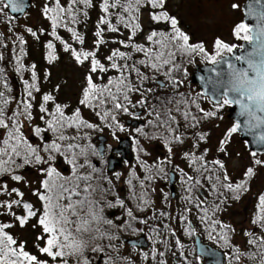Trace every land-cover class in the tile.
<instances>
[{"label": "trees", "instance_id": "16d2710c", "mask_svg": "<svg viewBox=\"0 0 264 264\" xmlns=\"http://www.w3.org/2000/svg\"><path fill=\"white\" fill-rule=\"evenodd\" d=\"M45 1L46 32L39 29L44 41L37 53L42 63L52 61L57 51L68 47L71 38L83 36V24L89 19L86 16L92 18V12L85 13L86 8L91 6L96 13V4L109 8L107 25L116 28L119 37L121 33L130 36L127 42L132 50L116 51L114 60L99 59L96 52L97 79L88 81L79 105L68 113L53 95L46 94L38 61L28 59L36 56L32 40L24 33L23 38L8 39L0 32V181L16 182L29 170L42 173L39 206L35 209L26 204V217H38L45 231L53 237L57 235L61 242L60 251H54L52 241L42 249L45 258L36 259L21 250L0 219V264H139V260L140 264H202L195 252L196 235L204 243L225 250V264H264L262 229H252L243 241L237 242L235 230L226 220H220L223 209L249 191L251 168L245 171L244 178L232 180L220 163L208 160L204 154L189 156V167L182 175L187 189L182 205L174 211L168 205L171 198L167 193L163 204L166 207H157V182L166 183L170 171L176 175L178 172L167 156L168 150L198 139L200 128L209 121L207 109L201 105L206 97L199 91L191 94L179 85L185 79L186 65L192 64L193 51L164 7L161 19L170 27L152 29V34L158 36L146 45L138 39L131 41L139 35L138 16L145 0H116L109 5L100 0ZM157 1L156 9L161 6V0ZM0 5L5 7L3 0ZM8 18L21 20L10 15ZM32 29L33 34H39ZM171 34L179 42L175 43L177 48L169 50ZM156 46L161 49L159 54ZM78 49L91 50L86 43L78 44ZM92 51L87 52L92 55ZM191 52L182 68L175 56ZM119 57L125 59L117 61ZM156 79L165 82L171 92H162L159 85H154ZM80 108L97 112L98 120L83 116ZM128 119L142 124L132 128L133 164L123 179L120 194L109 181L105 164L94 165L93 159L99 156L92 135L100 126L120 129ZM26 123L30 132L26 131ZM141 139L168 150L163 157L148 162L146 154L141 156ZM91 144L93 147H89ZM62 168H66L65 173ZM100 181L108 185L103 187ZM253 206V223L262 228L264 191L254 197ZM113 211L117 215L109 216ZM19 213L14 216L17 218ZM88 226L94 227L93 236H83ZM139 234H144L149 243L144 250L128 248L120 241V236ZM72 243L82 249L77 255L66 246ZM123 248L135 255H128Z\"/></svg>", "mask_w": 264, "mask_h": 264}, {"label": "rangeland", "instance_id": "374dc122", "mask_svg": "<svg viewBox=\"0 0 264 264\" xmlns=\"http://www.w3.org/2000/svg\"><path fill=\"white\" fill-rule=\"evenodd\" d=\"M100 1H103L106 5L116 2V0H107V2L106 0ZM244 1L245 0H161V6L156 9L155 2H158L157 0H145L138 16L140 25L139 35H137L136 38L134 36L131 41L133 42L135 39H138L139 42L142 41V43L148 45L150 40L153 41L154 37L158 36H155V33V35L152 34V29L155 27L159 29L170 27L161 19V9L164 7L167 17L171 19L170 21L173 22V26L177 28L178 33L185 36L189 45L192 46L193 51V54L191 52L189 55L181 57L178 55L175 56L177 59L179 58V65L183 68L186 65V62H184L185 58L192 54V64L186 65L184 71L185 79L183 83L179 85L191 94H196L198 91L201 93L198 85L190 82V75L194 71L195 65L214 63L220 57L230 53L233 49L239 48L240 44L248 39V35L246 37V34H248L247 26L243 23L241 13V5ZM94 4L95 3H92V5ZM46 5L47 2L45 0H32L30 9L24 14L21 20L9 19L8 16L10 14L7 12L6 6L3 7L0 5V32L2 35L5 34L8 39H13L17 36L23 38L22 33H24L29 40H32L31 47L36 56L31 57V55L28 59L33 58L38 61L36 63L37 66H39L41 82L43 83L46 94L53 95L55 100L59 101L67 112L70 113L72 109L79 105L78 101L80 95L87 86L88 81L97 79L96 75L98 74V69L96 68V52L98 53L99 59L101 57L102 60L109 58L114 60L115 58L112 55L116 54V51L118 52L123 49L129 52L132 50L130 48V42H127L130 40L128 38L130 36L126 33H121L119 37L115 33L116 28L112 29L107 25L109 19L107 17L111 13L108 7H102L96 4L95 13L93 9L91 10V6H87V11L85 13L88 15L92 12V18L86 16L89 19H86L83 24L84 30L81 31L83 32V36L80 37V39L78 36L77 38H71L67 48H61L55 53V57L52 61L44 64V62L42 63L39 60L37 53L41 52L40 46L44 41V34L39 31V29L46 32ZM32 28L37 29L36 32L40 35L37 33L33 34L31 32L33 30ZM170 32L173 31L170 30ZM122 38H124V44H122ZM175 38L176 36L174 34L170 35L169 44L171 45L169 46V50L177 48L175 47V43L177 44L179 39ZM1 40H3V38H1ZM81 43H86V46L91 49L87 51L93 50L92 53L94 55L89 54L86 50H79L78 44ZM160 50V47L156 46V54H159ZM119 59L125 58L119 57L117 61H119ZM36 63L34 62V67ZM102 64L104 63L102 62ZM157 81L162 80L156 79L154 85H157ZM168 87L169 86L166 87L165 82H163V86H160V89H162V92H166V90L171 92ZM14 94L16 95L17 92ZM212 104L213 103L207 98L201 102L202 107L207 109L209 121L208 124L200 128L199 138L187 142L182 147L172 148L167 156L172 160L175 169H178V171H186V168L188 169L189 167V156L204 154L208 160L220 163L226 175L232 180L244 178L245 171L250 168L252 169L249 191L239 201L227 205L220 214V220H226L235 230V241L241 242L250 234L252 229H254V231L262 229V233L264 232V227L258 228L259 226L253 223L254 197L258 193L264 191V153L256 154L249 151L245 143L240 140L235 130V123L227 117L229 104L224 99L216 106ZM80 109L83 116H90L93 120H98L97 112L94 113L92 111L89 113L85 108ZM34 114L36 115L37 113L35 112ZM125 122L126 121L121 125L120 129H117L116 126H112L111 129L108 128V126H100L99 131L97 130L92 135L95 151L97 145L96 138L99 135H106L108 137L111 135L112 139L110 138L111 142H109L111 146L116 144L114 142L118 137L131 135L134 130L132 127L127 126ZM26 131L30 132L28 124ZM113 140L115 141L113 142ZM141 140L143 143L141 147L144 151L141 156L144 157L146 154V161H153L161 155L163 150L160 147L158 148V145L154 144L155 142L148 143L143 139ZM93 146L92 144L89 145V147ZM95 159L96 158L93 160ZM132 164L133 163L125 164L120 169H115L116 171L110 174L109 181L112 182L113 186L117 188L120 194L122 193L123 179L132 167ZM41 175L42 173L39 174L38 171L29 170L22 175V179L16 182L0 181V214L3 213L0 219L3 220L1 222L3 223V228L5 232L12 236L15 243L21 247L22 251L32 254L36 259L45 258V253H42V249L52 241L54 251L58 252L57 250L60 251L61 249V245L60 247L58 246L61 242L58 243L57 235L55 237L49 235L45 231L44 226L39 223L38 217L36 218L31 215L28 219L26 217L27 212L24 207L26 204L32 205L35 209L39 206L38 193L40 191L38 187ZM183 180V177L179 179V188L178 185L175 184V200L168 201V203L173 206L177 205V203H179L180 206L182 205L181 202L186 192ZM100 183L103 187L108 185L105 181H100ZM155 191L158 195L157 207H160L165 204L164 198H166L165 194L167 190L165 189L164 183L157 182ZM178 191L181 193V196H177ZM120 194L119 196L121 197ZM169 197L170 196H168V198ZM121 198L123 199V197ZM18 208L21 209L19 211L20 213L17 212ZM18 213L19 216L16 218L14 215ZM111 214L117 215V212ZM60 215L65 217L63 214ZM94 231L95 229L93 226H88L86 227V231L84 230L83 236H93ZM70 241H72L71 238ZM66 246L70 247L69 251L73 255H77V252L82 251V249L76 248L74 243H72L71 246ZM100 246H102V244ZM122 251L128 252V250L124 248ZM128 255L134 256L135 254L128 252ZM226 255L227 253L225 252V256ZM138 262L140 264L141 261L139 260ZM122 264L125 263L123 262Z\"/></svg>", "mask_w": 264, "mask_h": 264}, {"label": "water", "instance_id": "95a60500", "mask_svg": "<svg viewBox=\"0 0 264 264\" xmlns=\"http://www.w3.org/2000/svg\"><path fill=\"white\" fill-rule=\"evenodd\" d=\"M8 13L22 18L30 8L32 0H3ZM243 23L247 26L248 39L239 48L220 57L212 64H196L190 82L198 85L204 97L218 104L224 99L228 104L227 117L236 124V132L247 149L256 154L264 153V0H245L241 5ZM163 86L162 81L156 82ZM141 121L127 120L126 125L137 127ZM97 151L103 156L107 137H97ZM129 137H119L117 146L107 159L108 173L120 167L121 161H131L132 151ZM114 153H119L115 157ZM65 172L66 168H62ZM169 186L173 188V174ZM112 214L109 213V216ZM130 246L146 248L144 235L124 238ZM196 254L204 264H225V253L194 237Z\"/></svg>", "mask_w": 264, "mask_h": 264}, {"label": "flooded vegetation", "instance_id": "af4514ba", "mask_svg": "<svg viewBox=\"0 0 264 264\" xmlns=\"http://www.w3.org/2000/svg\"><path fill=\"white\" fill-rule=\"evenodd\" d=\"M208 99V98H207ZM210 101V100H209ZM211 102V101H210ZM212 103V102H211ZM126 124V123H125ZM130 127V126H129ZM132 128H136V127H132ZM106 136V135H105ZM130 136L131 135H129V136H125V137H129V139H130ZM98 137V136H97ZM107 137V141H106V143H105V149H104V153H103V156H100L99 155V153H98V151H97V145H96V153L98 154V156H99V158H96L97 160H95V162H94V165L97 167V166H99V164L100 163H102L103 161H104V163H105V169H107V159H108V156L110 155V153L112 152V149H114L116 146H117V144H118V138H117V140L115 141V140H113V142L114 143H116V144H114V146L112 145H109L110 143L109 142H111L110 141V138H111V135H109V137L108 136H106ZM112 139V138H111ZM96 140H97V138H96ZM130 142H131V139H130ZM97 144H98V141H97ZM160 147V146H159ZM130 148H131V151H132V142H131V146H130ZM160 148H162V153H161V155L159 156V157H163L165 154H166V151L168 150H166L165 149V147H160ZM171 150V149H170ZM170 150H168V153H169V151ZM113 155L115 156V157H119L120 156V154L119 153H114L113 152ZM99 161H101V162H99ZM133 162V156H132V160L129 162V161H121V165H120V167H118V168H116V170H118V169H120L123 165H125V164H129V163H132ZM116 170H114L113 172H115ZM178 170V169H177ZM107 172V171H106ZM63 173H65V172H63ZM108 173V172H107ZM112 173V172H111ZM111 173H108V174H111ZM171 174H173V188H174V192L172 193V191H171V189H170V186H169V180H170V176H171ZM182 175H186V172L184 171V170H181V171H178L177 172V175L174 173V172H172V171H170L169 172V178H168V181L166 182V183H164V186H165V189L167 190V192H166V194L167 193H169V196H170V198H171V200L173 201V200H175V198H176V192H175V184L176 185H178V183L180 182L179 181V179L181 178V177H183ZM186 185V183L184 182V187H186L185 186ZM178 188H179V185H178ZM180 190V189H179ZM185 191H187V189H185ZM165 194V195H166ZM177 196H181V193L178 191V193H177ZM186 196V192H185V194H184V197ZM183 197V198H184ZM174 211H176L179 207L178 206H180V204L179 203H177V205H175V206H173V205H171L170 203L168 204ZM163 207V208H162ZM166 206L165 205H163V206H160L159 208L161 209H164ZM141 235H144V234H139L138 236H136V237H131V238H138L139 236H141ZM145 237V236H144ZM124 238H127V237H122V236H120V241L121 242H123L124 244H125V246L126 247H128V248H134V249H137V250H144V249H146L148 246H149V243H148V246L146 247V248H139V247H136V246H130V245H127L124 241H123V239ZM130 238V237H129ZM146 239V238H145ZM148 242V241H147ZM99 256H101V255H99ZM226 257V256H225ZM201 258V257H200ZM201 260H202V264H204V260L201 258Z\"/></svg>", "mask_w": 264, "mask_h": 264}]
</instances>
